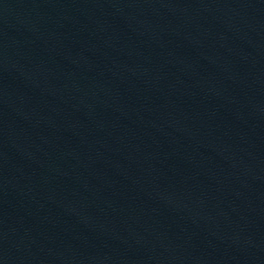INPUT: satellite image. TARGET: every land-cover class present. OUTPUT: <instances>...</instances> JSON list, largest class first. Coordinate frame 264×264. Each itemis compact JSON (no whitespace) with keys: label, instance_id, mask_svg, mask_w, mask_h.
Here are the masks:
<instances>
[{"label":"water","instance_id":"water-1","mask_svg":"<svg viewBox=\"0 0 264 264\" xmlns=\"http://www.w3.org/2000/svg\"><path fill=\"white\" fill-rule=\"evenodd\" d=\"M0 264H264V0H0Z\"/></svg>","mask_w":264,"mask_h":264}]
</instances>
